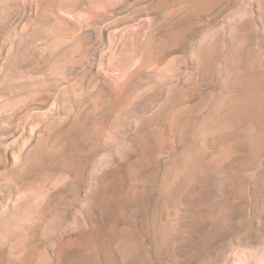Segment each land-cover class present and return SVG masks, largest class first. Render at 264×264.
<instances>
[{
    "label": "rangeland",
    "instance_id": "obj_1",
    "mask_svg": "<svg viewBox=\"0 0 264 264\" xmlns=\"http://www.w3.org/2000/svg\"><path fill=\"white\" fill-rule=\"evenodd\" d=\"M0 264H264V0H0Z\"/></svg>",
    "mask_w": 264,
    "mask_h": 264
}]
</instances>
